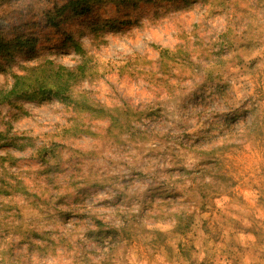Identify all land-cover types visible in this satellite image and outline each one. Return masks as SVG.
<instances>
[{"label": "rangeland", "instance_id": "obj_1", "mask_svg": "<svg viewBox=\"0 0 264 264\" xmlns=\"http://www.w3.org/2000/svg\"><path fill=\"white\" fill-rule=\"evenodd\" d=\"M66 2L0 0L1 36L35 39L0 85L77 43L106 114L0 106V264H264V0Z\"/></svg>", "mask_w": 264, "mask_h": 264}, {"label": "trees", "instance_id": "obj_2", "mask_svg": "<svg viewBox=\"0 0 264 264\" xmlns=\"http://www.w3.org/2000/svg\"><path fill=\"white\" fill-rule=\"evenodd\" d=\"M87 3L88 0H74V2L73 0H67L62 5L61 10L71 8L74 13L81 11L79 13L82 14L89 9ZM82 4H85V6L82 7ZM55 13L58 14L57 7H55ZM1 32L0 30V55H4L7 61L9 60L13 64H16L12 60L14 54H21L26 50L33 51L34 38L19 35L13 39H5L1 36ZM73 46L78 55H83L81 56V62L73 68L57 64L52 60L39 58L41 59L40 61H35L30 65L18 66L17 72H10L11 85L8 88L0 85V106L8 105L16 107V103L19 101L46 102L48 100H55L64 105V107H69L77 114L94 111L97 114L105 115L106 111L103 108L93 110L87 98L74 93V88L79 79L84 75V70H88L89 68L86 64L85 53L80 48V45L73 43ZM167 53L168 50H160L159 59H164ZM34 56L38 58V55L35 54ZM186 61L189 62L188 59ZM3 139L4 135L0 132V140ZM2 187L3 185L0 184V191ZM12 189L15 193L19 192L23 196L27 195L26 188L20 182L16 183Z\"/></svg>", "mask_w": 264, "mask_h": 264}]
</instances>
